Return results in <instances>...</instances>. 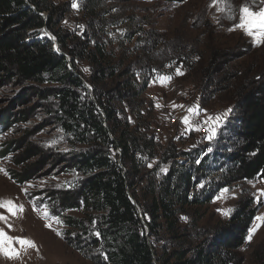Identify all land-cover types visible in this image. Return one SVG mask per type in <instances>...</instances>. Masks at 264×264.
Listing matches in <instances>:
<instances>
[{
	"label": "trees",
	"instance_id": "1",
	"mask_svg": "<svg viewBox=\"0 0 264 264\" xmlns=\"http://www.w3.org/2000/svg\"><path fill=\"white\" fill-rule=\"evenodd\" d=\"M132 1L79 0L75 9L73 1L0 0L1 82L32 86L0 110V120L7 117L3 133L27 121L29 110L16 109L29 96L52 100L72 150L62 162L82 177L77 190L60 192L57 200L63 212L82 213L65 218L64 226L74 248L93 264H231L257 209L242 197L224 226L204 220L221 190L264 179V48L241 32L235 43H222L203 8L185 18L192 21L187 33L160 32L147 17L127 15ZM75 10V26H65ZM45 25L73 70L53 42L38 38ZM177 68L184 74L176 75ZM165 76L190 79L203 108L219 98L231 106L212 153L188 137L156 144L157 119L147 91ZM20 142L1 145V159L21 146L27 157L38 155L25 138ZM11 177L22 183L34 174Z\"/></svg>",
	"mask_w": 264,
	"mask_h": 264
},
{
	"label": "rangeland",
	"instance_id": "2",
	"mask_svg": "<svg viewBox=\"0 0 264 264\" xmlns=\"http://www.w3.org/2000/svg\"><path fill=\"white\" fill-rule=\"evenodd\" d=\"M53 1L59 4L62 3L61 1L70 0ZM259 1L262 0H226L227 13L221 12L219 7H212L213 0H187L183 4L163 0H133L126 2V5L132 7L127 15L131 14L133 17H137L138 21L147 17L155 29L172 34L187 33L192 21L189 22L185 18L190 15V17L195 16L197 11L203 8L204 12L207 11V16L216 23L218 36L224 37L222 43L225 42L228 45L236 42L239 32L245 34L244 31L236 27L240 20V9L244 5H248L253 11H259L260 7L264 6V2ZM108 3L114 5L113 2ZM120 5L122 8L126 6L123 3ZM229 15L234 16L235 19H228L227 16ZM76 21L78 19L75 10L73 15L70 13L66 17L64 25L72 28ZM233 28L236 30L231 31L230 29ZM231 36H234V40H231ZM245 36L252 40L251 37ZM257 48L261 50L264 45L257 46ZM261 52L259 51V53ZM161 78L159 77L151 83L147 95L148 93H158L169 97L173 93L184 90L189 92L191 96L200 98V94L196 92L197 90H195L190 79L186 80L185 83L176 80L177 83L174 81L175 78H172L170 83H162ZM1 81L0 77V110L11 106L20 95L24 94L27 88L32 87L31 85L17 86L16 83H3ZM40 89L42 91L45 87H40ZM230 107L225 99L219 98L213 103L209 102L205 109L211 110L210 112H218L219 110L227 111ZM27 109L29 110L27 121L18 122L6 133H3V128L5 127L4 120L7 117H2L0 120V134L3 133L0 135V149L1 145L11 141L17 142L18 146L21 139L25 138L26 144L34 145L38 153L34 158L27 157L24 147L21 146L20 148L17 147L15 154L1 159L4 152L0 150V169H2L0 171V200L13 201L16 205H22L24 209L18 216H12L6 209L0 208V214L7 217L6 222L0 221V230L12 238L30 239L35 242L36 247L25 250L16 244L14 247L19 255L15 259H11L0 254V264H93L74 248L75 244H73L71 236L66 234L64 226L67 220L65 218L68 216L82 217V213L76 210L63 212L57 200V195L60 192L77 190L82 177L71 168L68 162H62L63 155L72 150L55 120V115L52 113L54 104L52 100H45L32 95L27 98L26 106L16 110ZM154 111L157 119L156 126H160V115L158 117L155 109ZM65 159H69V157ZM24 160L25 162H23ZM19 163L22 164L18 165ZM23 171L34 174L33 179L22 183L12 179V172ZM225 189L228 191L225 192L223 189L214 198L207 210L204 224L219 223L224 226L233 215L242 197L252 202L253 207L257 209L256 216H264V196L260 195L261 192H264V179L246 181ZM45 211L51 214L48 219L43 218ZM53 216L59 217L63 224L56 223L51 218ZM49 223L52 225L51 228L46 226ZM257 223L259 222L254 219L250 230ZM57 232L63 233V236H58ZM249 233L245 245L234 251L233 257L235 258L231 264H264V225L259 227L251 241L248 240ZM76 246L79 247L78 244Z\"/></svg>",
	"mask_w": 264,
	"mask_h": 264
},
{
	"label": "snow or ice",
	"instance_id": "3",
	"mask_svg": "<svg viewBox=\"0 0 264 264\" xmlns=\"http://www.w3.org/2000/svg\"><path fill=\"white\" fill-rule=\"evenodd\" d=\"M264 2V0H262ZM223 5V7H221ZM74 8H78L79 5L75 2L72 5ZM212 7H219V10L221 12L227 13V3L226 0H213V3L211 5ZM228 19H235L234 16H227ZM240 30L244 31L245 35L252 38L253 45L254 46H261L264 45V6L260 7L259 11H253L252 8L248 5H244L240 9V20L239 23L236 26ZM231 31L236 30L235 28L230 29ZM171 66V65H170ZM84 71H88V69H84ZM176 75H183L184 73L180 71L179 68L176 69ZM172 77L171 76H165L162 77V83L163 82H171ZM189 113L191 115L199 116L201 114V110L199 108H189ZM231 109H229V112ZM191 115L188 117H185L182 123H184L187 127H189L190 131H200L201 127L196 126L195 128H192V121H191ZM222 120L221 116L211 117L209 116L208 119L205 121V124L212 122V127L208 129L209 135L206 137L207 140L212 141L218 132L219 124ZM208 151H211V148L208 149ZM2 171V169H0ZM203 187V185H201ZM225 192H227V189H224ZM261 196H264V192L260 193ZM0 208L6 209V211L12 215V216H18L19 213H22L24 211L22 205H16L13 201H3L0 200ZM225 215H228V213H225ZM51 216V214L48 211H45L43 214L44 219H48ZM55 220L58 224H63V221L59 219V217H51ZM182 219L187 220V217H182ZM257 223L253 226V228L250 230L248 240L251 241L253 235L255 232L264 225V216H256L255 217ZM0 221H7V217L0 214ZM47 227L51 228L52 225L49 223L46 225ZM58 236H63V233L57 232ZM95 236L97 238L100 237V233L96 232ZM19 244L22 249H28V248H35V242L26 239V238H12L9 237L3 230H0V254L4 255L7 258L15 259L19 253L15 249L14 245ZM103 259L107 260V256H104Z\"/></svg>",
	"mask_w": 264,
	"mask_h": 264
},
{
	"label": "bare ground",
	"instance_id": "4",
	"mask_svg": "<svg viewBox=\"0 0 264 264\" xmlns=\"http://www.w3.org/2000/svg\"><path fill=\"white\" fill-rule=\"evenodd\" d=\"M75 1L77 2L78 0ZM147 100L153 105L154 109L162 119L160 126H154L153 129L156 140H160L161 144H165L168 140H173L178 143L182 140L176 135V131H183V124L181 122L185 118V111L188 110V106L193 104L195 100L196 108L201 110V114L199 116H203L204 118L208 119L209 116L214 118L226 113L219 124L217 135L225 127V125H227L226 123L229 121L232 112V110L229 112L230 108L227 111L219 110L218 112H210L211 110L208 111L202 107L201 102L196 97L191 96L189 92L184 90L173 93L169 97L158 93H148ZM173 103L174 112H172V108L170 107V105H173ZM185 137L189 138V143H198V137L195 135H186ZM216 137L212 140L213 142L215 141ZM212 141L201 139V143L207 145V154L212 153L214 150ZM209 148H211V151H208Z\"/></svg>",
	"mask_w": 264,
	"mask_h": 264
},
{
	"label": "built area",
	"instance_id": "5",
	"mask_svg": "<svg viewBox=\"0 0 264 264\" xmlns=\"http://www.w3.org/2000/svg\"><path fill=\"white\" fill-rule=\"evenodd\" d=\"M70 1H72V0H70ZM170 107L172 108V112H174V103H173V105H170ZM189 108H196V100L193 104L188 106V109ZM190 115L191 114L189 113V111L186 110L185 111V117H188ZM225 115H226V113H223L221 115L222 119ZM206 120H207V118H204L203 116L191 115L192 128H195L198 125L201 127V130L200 131H190L189 127H187L184 123L181 122L183 124V131H176V135L181 139L183 137H185L186 135H195L198 137V143H201V139H206V137L209 135L208 129L213 126L212 122L205 124ZM155 142L157 143V145H164V144L160 143V140H156V138H155Z\"/></svg>",
	"mask_w": 264,
	"mask_h": 264
},
{
	"label": "water",
	"instance_id": "6",
	"mask_svg": "<svg viewBox=\"0 0 264 264\" xmlns=\"http://www.w3.org/2000/svg\"><path fill=\"white\" fill-rule=\"evenodd\" d=\"M30 7H31V6H30ZM42 17L44 18L45 22L47 23V22H48V15L45 14V15H42ZM43 32H44V34H42L41 37H38V38H39V39L48 38L51 42H53V43H54V47H53L54 51H55L57 54H59V55H61V56H64V57L66 58L67 62H68V65H69L70 70H73L74 68H73V66H72V63H71L69 57L66 56V55L62 52L58 40L54 37V35H52V34L50 33V31H49L48 28H47V25H45ZM76 75H77V74H76ZM77 76L81 79V77H80L79 75H77ZM85 85H86V88L90 91V93H91V95H92V89H91L86 83H85ZM99 111L102 112L100 109H99ZM105 126H107V124H106ZM112 139H114V138H112ZM120 166L123 168L121 162H120ZM130 198H131V200L133 201V204L136 206V208H137V210H138V212H139L140 219L143 221V217H142V214H141L140 208L138 207L136 201H135L131 196H130ZM146 227H147V226H146ZM147 229H148V227H147Z\"/></svg>",
	"mask_w": 264,
	"mask_h": 264
}]
</instances>
